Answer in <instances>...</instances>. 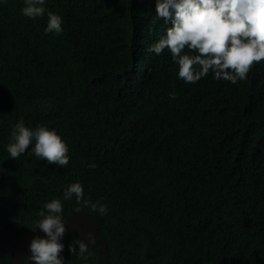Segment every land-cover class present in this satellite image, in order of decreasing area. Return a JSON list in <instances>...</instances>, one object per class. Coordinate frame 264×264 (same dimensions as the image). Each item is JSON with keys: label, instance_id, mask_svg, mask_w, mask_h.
<instances>
[{"label": "trees", "instance_id": "trees-1", "mask_svg": "<svg viewBox=\"0 0 264 264\" xmlns=\"http://www.w3.org/2000/svg\"><path fill=\"white\" fill-rule=\"evenodd\" d=\"M25 6L0 0V264H33L53 200L63 264H264V60L236 84L211 71L189 84L168 49L148 51L173 26L156 0H45L35 19ZM21 121L55 130L68 165L35 141L12 159ZM74 183L107 213L64 200Z\"/></svg>", "mask_w": 264, "mask_h": 264}, {"label": "clouds", "instance_id": "clouds-1", "mask_svg": "<svg viewBox=\"0 0 264 264\" xmlns=\"http://www.w3.org/2000/svg\"><path fill=\"white\" fill-rule=\"evenodd\" d=\"M22 14L35 19L46 12L45 0H25ZM45 33H62V19L59 15L48 12ZM156 16L165 24L172 22L166 35L149 52L161 54L165 49L171 53L172 60L178 64L179 78L194 84L211 71L216 80L236 84L247 78L254 64L264 60V0H156ZM185 48L197 52L196 55L182 54ZM171 98H175L172 94ZM13 142L8 146L12 159H18L34 143L33 153L49 164L65 167L69 163L68 146L56 133L46 127L32 130L21 121L12 132ZM82 207H91L101 215L107 213V206L90 203L84 197V189L74 183L65 191L63 199L71 200ZM74 211H81L77 207ZM62 203L53 200L45 204L40 211L41 219L36 222L46 236H37L30 244L33 264H63L60 253L64 245L60 239L65 233L62 219ZM78 254L84 257L88 246L79 239ZM72 254L77 253L69 245Z\"/></svg>", "mask_w": 264, "mask_h": 264}, {"label": "rangeland", "instance_id": "rangeland-1", "mask_svg": "<svg viewBox=\"0 0 264 264\" xmlns=\"http://www.w3.org/2000/svg\"><path fill=\"white\" fill-rule=\"evenodd\" d=\"M67 223H65V231H66V229H67V225H66Z\"/></svg>", "mask_w": 264, "mask_h": 264}]
</instances>
